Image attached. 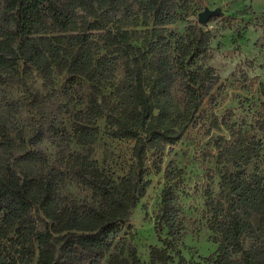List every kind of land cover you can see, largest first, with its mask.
<instances>
[{
  "label": "trees",
  "instance_id": "trees-1",
  "mask_svg": "<svg viewBox=\"0 0 264 264\" xmlns=\"http://www.w3.org/2000/svg\"><path fill=\"white\" fill-rule=\"evenodd\" d=\"M0 2V86H25L32 113L14 136L0 116V264H101L108 254L104 264H141L134 247L128 255L112 249L166 148L183 138L204 102L224 87L207 64L212 31L200 23L173 29L194 12L195 0ZM35 71L46 93L28 88ZM59 75L65 76L61 87ZM259 92L264 96V81ZM58 94L66 103L57 112H70V123L52 108ZM22 102L10 95L7 113L21 110ZM71 104L85 107L72 111ZM104 118L109 136L134 141V161L123 176L109 174L89 150H72L74 142L94 145ZM232 118L230 111L211 121L230 134L214 142L220 192L207 190L215 254L202 263L176 250L185 226L174 181L184 170L168 168L157 226L171 237L151 247L152 262L264 264V226L252 220L264 216V103L250 123ZM45 141L57 149L54 160L41 147ZM10 149L18 152L13 160L6 156ZM69 179L89 189L92 201L64 193ZM259 234L262 240L247 248L246 237Z\"/></svg>",
  "mask_w": 264,
  "mask_h": 264
},
{
  "label": "rangeland",
  "instance_id": "rangeland-1",
  "mask_svg": "<svg viewBox=\"0 0 264 264\" xmlns=\"http://www.w3.org/2000/svg\"><path fill=\"white\" fill-rule=\"evenodd\" d=\"M193 8L194 12L188 19L180 21L173 29L184 32L189 24L200 23V12L207 8L219 10L216 18L211 17L208 23L202 25L213 34L207 64L216 68L224 87L215 90L214 100L207 99L204 102L197 119L190 125L183 138L176 145L166 148L160 170L153 168L148 175L151 184L146 196L133 211L130 222L117 238V246L112 252L123 250V254L128 255L130 248L134 247L141 264H157L152 262L151 247L164 246L162 239L171 237L166 227L159 230L157 226V213L166 181L165 171L168 168L184 170L174 181L180 216L185 226L181 239L176 242V250H180L187 259L202 263L215 254L218 245L213 241L209 228L207 190L211 189L215 196L220 192L221 165L216 163L217 149L214 142L220 135L228 138L230 134L227 130L220 131L212 127L211 121L214 116L221 118L231 111L234 121L241 122L245 119L250 123L255 112L264 103V96L259 92V83L264 81V0H195ZM1 10L0 2V13ZM121 76L122 72L115 82H118ZM56 80L57 86L61 87L65 76H56ZM27 83L33 92L46 93L49 88L44 86L42 77L36 71L28 78ZM10 95L17 101H23L20 103L21 110L7 113L6 102ZM27 96L28 90L21 83L13 84L8 91L0 86V116L6 117L4 120L7 129L13 136L31 122L32 113L28 108ZM65 103L66 100L61 94L52 98L54 112L58 113L57 107ZM84 107L85 104L70 105L72 111ZM58 114L70 123V112ZM98 124L100 133L96 143L90 148H84L74 142L72 150H89L99 166L109 174L114 177L123 176L134 161V141L109 136L105 118L100 119ZM41 147L52 160L56 158L57 149L50 141H45ZM6 156L13 160L18 156V152L10 149ZM154 158L155 156H151L150 161ZM64 193L78 202L92 201L91 191L74 179L67 181ZM252 220L256 227L264 226V216L253 214ZM262 238V234L248 235L245 240L246 247L249 248ZM170 251L175 254V251ZM108 259L109 254L101 264L106 263Z\"/></svg>",
  "mask_w": 264,
  "mask_h": 264
},
{
  "label": "water",
  "instance_id": "water-1",
  "mask_svg": "<svg viewBox=\"0 0 264 264\" xmlns=\"http://www.w3.org/2000/svg\"><path fill=\"white\" fill-rule=\"evenodd\" d=\"M218 13H219L218 9L212 10V9L207 8L206 10L200 12L199 21L201 24H206L210 21L213 15H217Z\"/></svg>",
  "mask_w": 264,
  "mask_h": 264
}]
</instances>
